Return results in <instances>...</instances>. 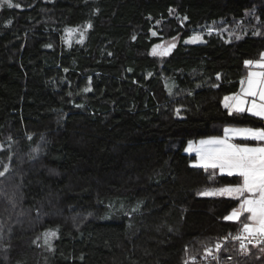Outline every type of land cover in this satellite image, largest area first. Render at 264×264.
I'll return each mask as SVG.
<instances>
[{
    "label": "trees",
    "instance_id": "16d2710c",
    "mask_svg": "<svg viewBox=\"0 0 264 264\" xmlns=\"http://www.w3.org/2000/svg\"><path fill=\"white\" fill-rule=\"evenodd\" d=\"M12 3L0 8V160L20 166L21 210L1 187L0 264H205L242 224L224 219L238 200L198 193L240 178L194 166L184 147L264 126L223 105L264 51V0ZM246 248L227 242L218 264H264V244Z\"/></svg>",
    "mask_w": 264,
    "mask_h": 264
},
{
    "label": "snow or ice",
    "instance_id": "6c2138e0",
    "mask_svg": "<svg viewBox=\"0 0 264 264\" xmlns=\"http://www.w3.org/2000/svg\"><path fill=\"white\" fill-rule=\"evenodd\" d=\"M4 4H7L8 7H20L19 4L13 5L12 0H0V6ZM252 14L254 12L249 13V15ZM184 19H187V17H184ZM86 27L91 28L92 24L88 23ZM67 31L68 36L71 37L78 29H69ZM252 34L261 35L259 31H255ZM153 35H156V33L154 32ZM240 38V36H236V39ZM83 39L84 33L81 31L78 42H82ZM198 41L202 42V39L199 34H196L191 40L186 41V43ZM48 47H51V45H48ZM158 47L159 45L156 46V48ZM174 47V43L169 46V48ZM156 48L153 49V55L157 54ZM160 54L167 55V50ZM244 64L250 70L247 72V76L240 81L241 91L234 96H226L224 98V107L229 109L230 114L232 111H248L253 116L264 119V53L260 54L259 59L246 60ZM253 68L258 70H251ZM217 79H220L219 74L217 75ZM84 91H90V88H85ZM249 97L251 98L250 101ZM249 103L251 106L245 108L244 105ZM177 113H179V109ZM224 132L225 135L223 137L210 136L196 143L189 141L185 151H194L196 153L197 159L194 166L205 169H219L222 173L226 172L229 176L236 175L240 178L238 183L215 189L206 188L198 194L225 196L239 201L238 207L233 208L231 213L226 215L224 219L241 222L242 227L239 230V234L233 238L241 241V249L247 251L243 240H248L249 242L255 241L257 245L264 243V144L250 146L231 141L233 136H240L244 140L264 141V128L232 130L226 128ZM28 139L31 140L32 137L29 136ZM41 140H43V137H41ZM3 150V147L0 146V151ZM34 151L39 152V148ZM32 158L35 159L36 157L33 156ZM10 159L11 157H9ZM0 166L3 167V170H0V177H3L9 171V165L0 160ZM245 214H247L245 220L241 221V217L245 216ZM0 231H3V229L0 228ZM42 235L44 237V244L52 251L51 242L54 238H58V230H48ZM220 248L221 245L216 244V251H219ZM261 251L264 252V248H261ZM206 252L213 259H217V257L212 255L213 250L211 248L206 249Z\"/></svg>",
    "mask_w": 264,
    "mask_h": 264
},
{
    "label": "rangeland",
    "instance_id": "374dc122",
    "mask_svg": "<svg viewBox=\"0 0 264 264\" xmlns=\"http://www.w3.org/2000/svg\"><path fill=\"white\" fill-rule=\"evenodd\" d=\"M0 8H1V6H0ZM210 30H211V32H215V30H212V29H207V32H210ZM232 32H230V31H228L227 32V36H228V38H230L231 37V34ZM196 34H199L200 36H201V39H202V41L204 40V37H203V35H202V32H200V31H197V32H194L191 36H189L187 39H185V43H186V41H189V40H191L193 37H194V35H196ZM79 35H80V30L78 29V31L73 35V36H71V37H69L68 36V31H67V40L70 42V41H73V40H75L76 38H79ZM179 40V37L178 36H175V37H171V38H169V39H165V40H163L162 42H160V43H158V44H156L154 47H153V49L154 48H156V46L157 45H159V47L158 48H156V51H157V53L158 52H164V51H166L168 48H169V46L171 45V44H175L177 41ZM199 42V41H198ZM196 43V42H195ZM153 49H152V51H153ZM262 53H264V51L262 52ZM260 58V57H259ZM258 58V59H259ZM255 60H257V59H255ZM250 69L248 68V71H249ZM251 70H258V69H251ZM247 76V75H246ZM245 76V77H246ZM244 77V78H245ZM240 91H241V88H240V90L238 91V92H236V93H233V94H230V95H227V96H229V97H231V96H234V95H236L237 93H240ZM226 97V96H225ZM224 97V98H225ZM224 98H223V105H224ZM249 99V101L251 100V98L249 97L248 98ZM229 103H231V101H229ZM251 105H250V103L249 104H246V105H244V107L245 108H248V107H250ZM228 109V108H227ZM229 110V109H228ZM244 112H247V113H249V114H251L250 112H248V111H244ZM264 120V119H263ZM230 129V130H232V129H248V128H252V129H255V128H264V126H262V127H254V126H250V125H233V124H228V125H224L223 126V128H222V133L221 134H217V135H209V136H206V137H203V138H200V139H197V140H190V141H193L194 143H196V142H198L199 140H201V139H207L208 137H210V136H219V137H223L224 135H225V132H224V130L225 129ZM230 135H231V133H230ZM189 142V141H188ZM188 142H187V144L185 145V147H184V152L185 153H187V154H190V155H193L194 156V159H193V161H192V163H193V165H195L196 164V159H197V156H196V153L193 151V152H187V151H185V149L188 147ZM231 142H233V143H244V144H248V145H250V146H256L257 144H264V141H255V140H244L242 137H240V136H233V138H232V141ZM38 152H32L31 154H30V156L32 155V157L33 156H35L36 158L38 157V154H37ZM24 159H25V156L24 157H22L21 158V160H20V162L18 161L17 163H19V165H21V164H23L24 163ZM39 162V158H38V160H36L35 161V163H38ZM19 169H20V166H11V167H9V171L3 176V177H0V192H1V187H5V189H6V191H7V195H8V198H10V204H9V206H8V208L10 207V209L11 210H18L19 211V209L21 210V206H20V200H21V196H20V192H19V185H18V178L19 177H17L18 176V173H19ZM220 173H222L219 169H217ZM224 174H227L226 172H224ZM221 187H224V186H219V187H208L207 189H215V188H221ZM3 189V188H2ZM206 189V188H205ZM204 190V189H203ZM202 190V191H203ZM223 197H225V196H223ZM239 205V204H238ZM238 207V206H237ZM232 211V210H231ZM231 211L229 212V213H227L226 215H229L230 213H231ZM225 215V216H226Z\"/></svg>",
    "mask_w": 264,
    "mask_h": 264
},
{
    "label": "built area",
    "instance_id": "2783aa9c",
    "mask_svg": "<svg viewBox=\"0 0 264 264\" xmlns=\"http://www.w3.org/2000/svg\"><path fill=\"white\" fill-rule=\"evenodd\" d=\"M240 229H241V228H240ZM240 229H238L237 231H235V232H233V233H230L229 235H227V236H225L224 238H222V239L220 240V242H218V244L221 245L220 250H219V251H216L215 247L212 249V250H213L212 255L215 256V257H217V259H213L212 256H207V257L203 258V261L205 262V264H209L210 262H215L216 264H218V256H219V253H220L221 249L223 248V246H224L227 242H229V241H233V242H235L236 244H238V245L240 246L241 241L236 240V239L233 238V237H235L236 235L239 234V230H240ZM243 243H244L245 245H249V244H255V241L249 242L248 240H243ZM262 244H264V243H262ZM196 261H197L196 258L193 259V262H196Z\"/></svg>",
    "mask_w": 264,
    "mask_h": 264
},
{
    "label": "crops",
    "instance_id": "0c3cea01",
    "mask_svg": "<svg viewBox=\"0 0 264 264\" xmlns=\"http://www.w3.org/2000/svg\"><path fill=\"white\" fill-rule=\"evenodd\" d=\"M246 215H247V214H245V217H246ZM244 220H245V218H244Z\"/></svg>",
    "mask_w": 264,
    "mask_h": 264
}]
</instances>
